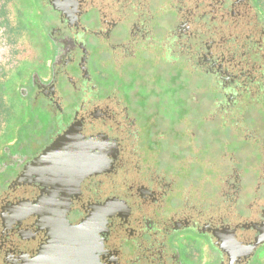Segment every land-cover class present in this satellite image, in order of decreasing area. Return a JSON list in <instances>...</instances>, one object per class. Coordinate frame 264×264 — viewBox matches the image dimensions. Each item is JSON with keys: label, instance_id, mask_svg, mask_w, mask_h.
<instances>
[{"label": "flooded vegetation", "instance_id": "flooded-vegetation-1", "mask_svg": "<svg viewBox=\"0 0 264 264\" xmlns=\"http://www.w3.org/2000/svg\"><path fill=\"white\" fill-rule=\"evenodd\" d=\"M34 5V68L0 155V264H253L264 246V0ZM148 59L173 70L171 82L182 71L208 76L205 119L231 124L256 160L239 165L225 149L218 172L181 175L199 151L189 119L162 127L171 111L132 109L150 97L128 91L124 75ZM180 86L190 90L179 105L198 104V87ZM174 133L185 140L167 169L158 150Z\"/></svg>", "mask_w": 264, "mask_h": 264}, {"label": "rangeland", "instance_id": "rangeland-1", "mask_svg": "<svg viewBox=\"0 0 264 264\" xmlns=\"http://www.w3.org/2000/svg\"><path fill=\"white\" fill-rule=\"evenodd\" d=\"M16 5L17 7L15 6L14 10H10L11 14L8 18L12 20V24L15 23V19L24 20L20 21L19 26L17 27L18 35L16 36L15 40L10 41L16 43V50L18 52L22 51L26 55V57L30 59L34 54L35 47H37L35 41L37 37L36 34L38 32V24L34 21H32V23L29 22L32 19L33 6H35L34 0H16ZM45 14L46 13H44V15ZM170 22L171 18L166 17V21H164V23L166 25H170ZM14 48L15 46L9 44L6 40V37L3 35V39H1L0 42V63L3 62V67H11V65L15 64V59L18 58V56H14V54H12ZM148 61H151V59H148ZM148 61L143 63L142 67H136V69L135 67H132V69L128 73H126V75H124L125 84L132 85L129 87V89L127 88L128 91L131 90L133 92L135 90H139L140 92H142L145 90L146 94L150 97V100L147 102L145 101L144 104L143 102L139 103L137 100L132 101V109L135 108L139 115H142L143 111L148 110V106H150V108L157 109L160 115H162V113L166 110L171 111L166 112L167 119L160 122V125L162 127L165 125L167 127L169 126V124L181 126L183 123V120L181 121V116L183 115L185 116L184 120L189 119L185 121L186 123H184L185 125L190 124L192 128L197 131L195 140L198 143L197 146L199 147V151L195 156L196 159L190 161L189 163V166H191L192 168L190 173H188L187 170H184L181 171V175L187 176L190 174L191 177L202 178L206 174L211 173L214 170L218 172V164L220 162V159H222L224 154L226 153L225 149H227L229 152L233 150L237 153L238 160L240 162L238 163L239 165L245 164L247 167L251 165L252 160L247 161V158L252 154L254 155V158L256 160V153H253L250 147L247 148L243 145L244 142L242 143L239 136L235 135L236 132H234L232 128H230L232 126L231 124L227 123L226 127H221V119H211L213 118V111L210 113V96H212V94L210 92V78L208 76H204L200 73L192 75L182 71L180 74H177L179 79L177 81L171 82V76H176L173 70L168 69V67L163 64H158L156 66L152 65V61L150 63H148ZM18 62L19 63H17L16 65L17 68L15 69L17 73L15 75H12V78L9 80V84H12L14 88L12 86H7L3 91L8 94V96L5 98L6 101L10 102V100H12V104L14 105L16 104V101L19 102L21 100V96L19 92H17L18 90H15V92L13 90L16 87V89H18L19 83L20 85H22L26 81V73L28 75L29 72L31 73V69L34 68V65H31V62H28L26 60ZM93 62H96V60H94ZM19 72L20 75L17 76ZM152 80H156V82H152ZM150 81L151 84L153 83L155 85L156 83L157 86L155 88H151V90L148 91V87H145V85H147ZM181 83H185V86L189 84V87H192V90L195 87H198V104L190 103L179 105L178 100H185L189 89L188 87L180 86ZM160 89L161 91L157 93V91H159ZM145 99L148 100V97H144L143 101ZM13 109L14 110L11 111V117L5 118V123L3 124V139L0 138V147L2 146L0 155L2 154V151H4V147H8V142H10V139L14 137L13 135L15 132V127H17V125L20 123V115L18 114V111L15 109V107H13ZM205 115H207L206 117L210 116L211 118L205 119ZM190 119L194 123L191 122ZM41 124L43 125L44 122H41ZM178 129H182V127H179ZM170 135L171 136H169L166 141L160 143V149L158 148L160 157L162 158L161 164H163V166H165V168L167 169L170 168L169 166L173 167L176 161L175 155L171 154V152H173V150H175L177 147L176 143L181 142L182 144V140H185L184 137L180 136V134L178 133ZM10 151L12 152V154L16 153L13 149ZM179 152L181 155H190L192 153V150H190L189 147H182ZM246 174L248 176V173ZM6 175H9V173H6ZM2 178L3 174L0 175V179ZM248 178L249 176L246 180H249ZM204 193L206 195L213 194L212 187L209 189L208 185L205 186ZM184 240L191 241L189 237H184ZM179 249H181V247H179ZM192 252H194V256H197L199 251L196 250V252ZM182 259L183 264H188L187 262H191L190 260L186 262V257H183ZM253 264H264V246H262L258 250L256 256H254Z\"/></svg>", "mask_w": 264, "mask_h": 264}, {"label": "crops", "instance_id": "crops-1", "mask_svg": "<svg viewBox=\"0 0 264 264\" xmlns=\"http://www.w3.org/2000/svg\"><path fill=\"white\" fill-rule=\"evenodd\" d=\"M15 6L17 7L16 0H0V29L2 30V39H3V35H4L6 37L7 42L9 44L15 46V48L13 49L12 54H14V56L15 55L18 56V58L15 57L16 58L15 59L16 60L15 64L11 65V67H3V62L0 63V98H1L0 99V104H3V101H2V97H3V72L6 71V73L9 74L12 68L15 71V68L17 67L16 65H17V63H19L18 61H25V60L28 59L26 57V55L22 51L18 52L16 50L17 49L16 43H13V42L10 41V40H15L16 36L18 35L17 27L19 26L20 21L24 20V19H21V20L20 19H18V20L15 19L16 20L15 23L12 24V20H10L8 18L9 15L11 14L10 10H14ZM3 9L6 11L4 15H3ZM29 22L32 23V20H30ZM9 26H11L13 31L15 30L14 33H12L11 30L8 29ZM36 40H37V38H36ZM0 42H1V38H0ZM36 42L37 41H35V43ZM25 76H27V73H26ZM19 85H20V83H19ZM16 88H15V90L17 91L18 89H16ZM15 103H16V105L18 107L20 102H15ZM2 137H3V114L0 113V138H2ZM1 149H2V146L0 147V151H1Z\"/></svg>", "mask_w": 264, "mask_h": 264}, {"label": "trees", "instance_id": "trees-1", "mask_svg": "<svg viewBox=\"0 0 264 264\" xmlns=\"http://www.w3.org/2000/svg\"><path fill=\"white\" fill-rule=\"evenodd\" d=\"M5 12L6 11L3 9V15L5 14ZM8 29L11 30L12 33H14V31H15V30L13 31L11 26H9ZM12 70H13V68L11 69L9 74H7L6 71L3 72V91H4L5 87H7V86H12L14 88V86L12 84H9L10 83L9 80L12 78V75H15L17 72L14 70L12 71ZM18 75H20V72L17 74V76ZM13 91L15 92V89ZM7 96H8V94L6 92H3V104L4 105L0 104V113L3 114V124L5 123V118L11 117V113H12L11 111L14 110L13 107H15V109H17V105L12 104V100H10V102L6 101L5 98Z\"/></svg>", "mask_w": 264, "mask_h": 264}, {"label": "water", "instance_id": "water-1", "mask_svg": "<svg viewBox=\"0 0 264 264\" xmlns=\"http://www.w3.org/2000/svg\"><path fill=\"white\" fill-rule=\"evenodd\" d=\"M61 141V140H60ZM60 141L59 142H57V143H55V144H53L51 147H49L48 149H47V151H45L44 152V154H45V156L46 155H50V154H52L53 153V151L55 150V149H57V147L58 146H61L59 143H60ZM64 141V140H63ZM63 141H61V142H63ZM90 142H88V144H89ZM62 144V143H61ZM71 150L69 151L70 153V155L69 156H75L76 155V151H72V150H74L73 148H72V146H68ZM88 155H89V153H88ZM47 157V156H46ZM91 172H92V169H88V171H87V174H91ZM77 229H79V228H77ZM77 229H74L73 231H76V232H78V230Z\"/></svg>", "mask_w": 264, "mask_h": 264}, {"label": "built area", "instance_id": "built-area-1", "mask_svg": "<svg viewBox=\"0 0 264 264\" xmlns=\"http://www.w3.org/2000/svg\"><path fill=\"white\" fill-rule=\"evenodd\" d=\"M0 38L2 39V30H0ZM1 55V54H0ZM5 55V54H4Z\"/></svg>", "mask_w": 264, "mask_h": 264}]
</instances>
